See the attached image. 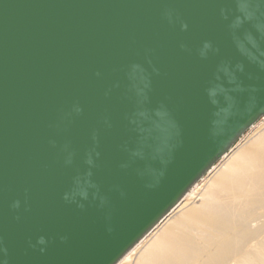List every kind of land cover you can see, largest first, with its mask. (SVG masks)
<instances>
[{
    "label": "water",
    "instance_id": "obj_1",
    "mask_svg": "<svg viewBox=\"0 0 264 264\" xmlns=\"http://www.w3.org/2000/svg\"><path fill=\"white\" fill-rule=\"evenodd\" d=\"M263 115L264 0H0V264H115Z\"/></svg>",
    "mask_w": 264,
    "mask_h": 264
},
{
    "label": "bare ground",
    "instance_id": "obj_2",
    "mask_svg": "<svg viewBox=\"0 0 264 264\" xmlns=\"http://www.w3.org/2000/svg\"><path fill=\"white\" fill-rule=\"evenodd\" d=\"M242 136L115 264H264V127Z\"/></svg>",
    "mask_w": 264,
    "mask_h": 264
},
{
    "label": "rangeland",
    "instance_id": "obj_3",
    "mask_svg": "<svg viewBox=\"0 0 264 264\" xmlns=\"http://www.w3.org/2000/svg\"><path fill=\"white\" fill-rule=\"evenodd\" d=\"M262 122H263V124H262ZM257 125H259V127H257V129H255V130H251V129H248L245 133H244V135L242 136V138L244 139V138H247L248 139V137L250 138L251 136H252V134H254V131L256 132L257 130L258 131H260L263 127H264V119L262 120V118H260L259 120H258V122L256 123ZM255 124V125H256ZM256 125V126H257Z\"/></svg>",
    "mask_w": 264,
    "mask_h": 264
},
{
    "label": "clouds",
    "instance_id": "obj_4",
    "mask_svg": "<svg viewBox=\"0 0 264 264\" xmlns=\"http://www.w3.org/2000/svg\"><path fill=\"white\" fill-rule=\"evenodd\" d=\"M15 207H18L19 206V201L15 202Z\"/></svg>",
    "mask_w": 264,
    "mask_h": 264
}]
</instances>
